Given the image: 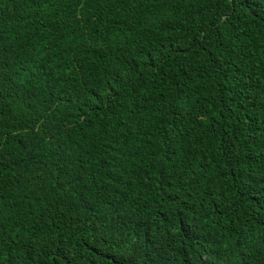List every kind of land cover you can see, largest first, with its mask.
<instances>
[{"label": "trees", "instance_id": "trees-1", "mask_svg": "<svg viewBox=\"0 0 264 264\" xmlns=\"http://www.w3.org/2000/svg\"><path fill=\"white\" fill-rule=\"evenodd\" d=\"M0 264H264V0H0Z\"/></svg>", "mask_w": 264, "mask_h": 264}]
</instances>
